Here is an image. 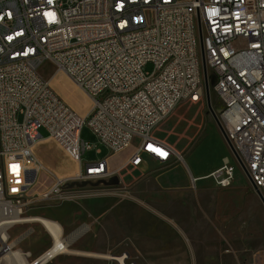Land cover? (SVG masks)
<instances>
[{
	"label": "built area",
	"instance_id": "obj_1",
	"mask_svg": "<svg viewBox=\"0 0 264 264\" xmlns=\"http://www.w3.org/2000/svg\"><path fill=\"white\" fill-rule=\"evenodd\" d=\"M203 57L219 122L264 197V0H0V255L13 250L9 229L29 220V184L45 169L35 154L41 130L78 165L72 176L46 171L44 202H73L88 188L70 185L111 176L105 159L82 163L93 148L81 137L86 125L114 154L138 141L126 168L168 162L177 152L152 132L182 101L204 98ZM46 63L91 99L85 117L40 74ZM234 174L225 164L210 177L225 189ZM41 224L52 245L30 264L81 255L71 251L80 237L57 243ZM83 253L136 264L127 253Z\"/></svg>",
	"mask_w": 264,
	"mask_h": 264
},
{
	"label": "rangeland",
	"instance_id": "obj_2",
	"mask_svg": "<svg viewBox=\"0 0 264 264\" xmlns=\"http://www.w3.org/2000/svg\"><path fill=\"white\" fill-rule=\"evenodd\" d=\"M152 70L149 64L146 71ZM40 74L50 80L55 92L78 115L75 104L81 97L77 92L87 97V113L90 111V98L64 73H56L46 63ZM209 92L212 108L218 114L221 103L212 83ZM40 133L44 138L47 135L45 130ZM152 133L178 156L168 162L152 159L141 167L126 168L123 165L138 141L113 154L84 126L81 137L93 148L82 156V163H94L110 156V167L118 169L111 170V176L106 179L109 181H98L73 202H44L42 194L52 183L47 170L54 176H72L77 171L76 162L69 161L67 153L53 138L36 148L45 169L39 172L29 192L31 204L27 214L58 222L64 236H70V243L71 235L82 230L72 247L76 250L71 249L81 255L63 257L53 264H106L83 252L115 256L127 253L136 264H261L264 206L209 113L205 90L199 102L179 103ZM224 163L235 168L230 187L220 188L209 176L195 178L197 183L191 184L192 176L213 172L215 166ZM30 227L34 232L17 244L16 250L37 254L51 245V238L40 225L15 227L9 234L13 242ZM85 228L87 232L82 236Z\"/></svg>",
	"mask_w": 264,
	"mask_h": 264
},
{
	"label": "crops",
	"instance_id": "obj_3",
	"mask_svg": "<svg viewBox=\"0 0 264 264\" xmlns=\"http://www.w3.org/2000/svg\"><path fill=\"white\" fill-rule=\"evenodd\" d=\"M77 92V91H76ZM79 95H80V97H81V101L80 102H78L77 104H75V106L77 107V109L79 110V112H80V116L81 117H84V116H86L87 115V97L85 98V96H83L81 93H79V92H77ZM84 93V92H83ZM85 94V93H84ZM90 101H91V99H90ZM92 102V101H91ZM83 104H85V105H83ZM46 137H47V135H46ZM45 137V139H43V140H40L39 142H38V144H37V146H36V148L40 145V144H46L45 143V141L48 139V138H46ZM36 148H35V154H36ZM59 148V147H58ZM60 149V148H59ZM61 150V149H60ZM114 154V153H113ZM65 155H66V153H65ZM36 156H37V154H36ZM67 157H68V159H69V161H71L72 163H75V161H73L71 158H70V156L67 154L66 155ZM110 157V156H109ZM109 157L108 158H105V160H109ZM37 158H38V156H37ZM39 159V158H38ZM39 161H40V159H39ZM108 164H109V162H108ZM226 163H224L223 165H225ZM124 166V165H123ZM76 167H78V165L76 164ZM109 168H110V170H112V171H116L118 168H111L110 167V164H109ZM220 168V166L218 165V166H215V169H213V172L211 171L210 173H208V174H203V175H200L199 177H194V176H192V178L190 179V182H191V184H192V179L194 178H196V179H204V178H206V177H208V176H211V174H213L216 170H218ZM209 178V177H208ZM25 217L26 218H28V219H30L31 217H33V215H29V214H27V211H26V214H25ZM37 217H40V216H37ZM42 218V217H41ZM51 219V218H50ZM32 225V224H36V225H40V229H42L50 238H51V236L49 235V233L46 231V229L44 228V226L40 223V222H26V223H23V224H19V225H15L14 226V228L12 227V229H9V231L10 230H13V229H15V227L17 228V227H22V226H24V225ZM9 231H8V235H9V237H10V239L8 240V244H14V247H13V249L14 250H16V245L20 242V241H22L23 239H25L27 236H29L30 234H32L33 232H34V229H32L31 227L29 228V229H27L26 230V232L23 234V236H21L20 238H18L17 240H15V241H11V236H10V234H9ZM69 236V235H68ZM84 236V235H83ZM18 241V242H17ZM77 242V241H76ZM75 242V243H76ZM74 243V244H75ZM73 244V245H74ZM51 245H52V239H51ZM51 245H49L45 250H43L42 252H40V253H37V254H33L32 253V251H30V252H25V251H22V250H20L21 252H22V256H21V258H17L18 260H16L17 261V263L19 262V263H22V261H23V263L24 262H26V264H30V263H32L35 259H37L38 257H40L42 254H44L50 247H51ZM73 245H72V247H73ZM72 247H71V249H72ZM72 250H76V249H72ZM17 251H19V250H17ZM19 251V252H20ZM79 251V250H78ZM24 254H29V257H24ZM1 256V255H0ZM78 255H73V254H68V255H63V256H59L58 258H56L55 260H53L52 262H50V263H48V264H53L54 262H56L57 260H59V259H61V258H63V257H77ZM79 257H81V256H79ZM1 263V262H0Z\"/></svg>",
	"mask_w": 264,
	"mask_h": 264
},
{
	"label": "water",
	"instance_id": "obj_4",
	"mask_svg": "<svg viewBox=\"0 0 264 264\" xmlns=\"http://www.w3.org/2000/svg\"><path fill=\"white\" fill-rule=\"evenodd\" d=\"M200 44H201V47H202V39L200 37ZM203 74H204V89H205V99H206V103H207V106H208V110H209V113L212 115V117L214 118L217 126L219 127L220 131L222 132L229 148L231 149L234 157L236 158V160L238 161L239 165L241 166V168L244 170L249 182L251 183L253 189L255 190L257 196L259 197L260 201L262 202L263 206H264V197L262 195V193L258 190V188L255 186L254 182L252 181L251 177L249 176V173L246 169V166L245 164L242 162V160L240 159L239 155L237 154V152L235 151L233 145L231 144V142L228 140L220 122H219V119H218V116L217 114L215 113L214 109L212 108V105H211V101H210V92H209V83H208V73H207V68H206V63H205V60H204V57H203ZM34 179V177L31 178V181ZM101 181H109V180H101ZM98 181H95V182H88V183H83V184H72L69 186V188H74V187H80V188H83V187H91L93 186L94 184H96Z\"/></svg>",
	"mask_w": 264,
	"mask_h": 264
},
{
	"label": "bare ground",
	"instance_id": "obj_5",
	"mask_svg": "<svg viewBox=\"0 0 264 264\" xmlns=\"http://www.w3.org/2000/svg\"><path fill=\"white\" fill-rule=\"evenodd\" d=\"M62 73V72H61ZM74 84V83H73ZM75 86H76V84H75ZM78 87V86H77ZM79 88V87H78ZM80 89V88H79ZM42 166V165H41ZM40 166V170L43 168V166L41 167ZM39 169V168H38ZM39 170V171H40ZM210 177V176H209ZM37 181H34V182H31L30 184H29V190H31L33 187H34V185H35V183H36ZM28 222H42L52 233H53V236H54V238H55V240L57 241V243H60V236L61 235H63V232H62V228H61V225L58 223V222H56L55 220H53V219H50V218H45V217H37V216H34V217H31L29 220H28ZM5 229L6 228H4V230H3V234L5 233ZM12 229V228H11ZM87 230V228H85V229H83V231H86ZM81 233H82V230L81 231H78V232H76L74 235H71L72 236V240H74V239H76L78 236H80L81 235ZM8 234V233H7ZM6 235V234H5ZM10 239V237H9V235H6V240H9ZM18 242V241H17ZM21 242V241H20ZM19 242V243H20ZM18 243V244H19ZM15 244V243H14ZM14 244H9L10 245V247H14ZM17 246V245H16ZM23 254H22V252L20 251H17V250H11V252L10 253H8V254H4V255H1L0 256V262H5V264H26V262H24L23 263V261H22V263H17V261L16 260H18L17 258H21V256H22Z\"/></svg>",
	"mask_w": 264,
	"mask_h": 264
}]
</instances>
